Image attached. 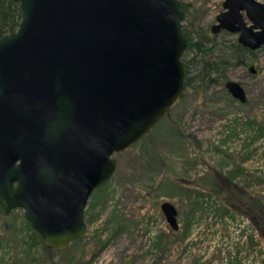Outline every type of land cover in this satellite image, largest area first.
Returning a JSON list of instances; mask_svg holds the SVG:
<instances>
[{
  "label": "water",
  "instance_id": "95a60500",
  "mask_svg": "<svg viewBox=\"0 0 264 264\" xmlns=\"http://www.w3.org/2000/svg\"><path fill=\"white\" fill-rule=\"evenodd\" d=\"M15 1L23 19L0 38V215L22 208L47 248L65 249L86 233L88 202L116 172L114 156L142 140L184 93L185 5ZM223 7L214 34L264 47V2ZM227 89L247 101L239 82ZM162 211L178 230L177 208L165 202Z\"/></svg>",
  "mask_w": 264,
  "mask_h": 264
},
{
  "label": "rangeland",
  "instance_id": "374dc122",
  "mask_svg": "<svg viewBox=\"0 0 264 264\" xmlns=\"http://www.w3.org/2000/svg\"><path fill=\"white\" fill-rule=\"evenodd\" d=\"M224 1L181 0L188 8L187 20L183 19L182 25L190 27L193 34L199 31L212 37V27L217 15L224 11ZM235 38L238 34H218L215 55L228 57L227 46ZM247 62L249 65L231 64L225 70L228 82H239L245 88V103L218 86L198 89L201 84L198 79L184 90L169 114L147 136L114 156L118 161L116 172L88 202L87 206L91 201L96 207L86 212V233L68 248L45 249L44 242L26 230L23 209L15 210L6 218L0 215V264H226V258L228 264H252L257 245H264V228L253 221L258 240L248 246L234 242L229 224L223 219L218 223L200 216L198 220L210 228L209 236H205L200 222L193 218L191 234L186 235L190 213L203 206L202 203L195 205L191 199L198 198L197 192L214 195L223 208L251 218L227 205V193L211 185L213 174L226 175L233 166H241L250 173L248 177L254 179L256 186L248 188V193L264 205V162L258 155L264 151V139L256 144L259 149L262 142L263 148L251 155L249 147L236 148L235 144L260 131L264 138V47L250 55ZM252 65L256 73L250 72ZM218 127L230 138V152L213 153L208 157V171L198 174L190 148L199 149V161L204 157L202 147L206 136L208 139L211 130ZM236 182L243 184L241 180ZM165 202L172 203L179 211L177 231L162 211ZM5 223L9 224L7 230H4ZM29 245L33 249L27 253ZM233 247H237V256L231 261L230 254L236 250Z\"/></svg>",
  "mask_w": 264,
  "mask_h": 264
},
{
  "label": "trees",
  "instance_id": "16d2710c",
  "mask_svg": "<svg viewBox=\"0 0 264 264\" xmlns=\"http://www.w3.org/2000/svg\"><path fill=\"white\" fill-rule=\"evenodd\" d=\"M185 6V18L184 21L187 20V12ZM23 19V11L20 7V3L15 0H0V38L11 34L20 26V23ZM182 30L184 35L188 39V46L186 51L183 53L182 60L185 63V88L194 84L198 79L201 80V84L197 87L198 89L206 90L211 85L218 86L221 89L227 90V80L225 75V70L229 67V65L234 66H246L249 65L247 60L250 55L255 54V51L250 50L249 48L241 45L238 41V38L233 39L231 44L227 46L229 52L228 57H217L215 55L216 41L215 37L222 33L213 34L212 37H209L205 32L196 31L193 34L192 29L187 25H182ZM212 45H209V44ZM193 54V55H191ZM193 70H196V74H193ZM162 120V119H161ZM260 131V130H259ZM263 132L255 134V137L252 139V142L257 141L259 138L263 136ZM147 136V135H146ZM138 143V142H137ZM254 152V151H252ZM227 165V162H225ZM246 170L241 166L235 167L233 166L228 170L226 175L223 173H215L213 174V181L211 185L221 191L227 193L226 196V204L230 207L237 208L240 211H243L250 216L251 221L255 224H258L260 227L264 228V205L260 199L251 198L248 191L236 185L235 181L238 177H246ZM100 189H97V192ZM94 192V193H95ZM196 195V193H195ZM197 196L191 198L195 205H198L202 202V198L204 196H210L211 194H206L201 191V193L197 192ZM93 196V195H92ZM89 204V203H88ZM96 207V204L93 202L87 206L86 212H91ZM22 209V208H18ZM17 210V209H15ZM13 210L12 212H14ZM227 210V209H225ZM193 214L189 217V223H187L188 228L186 235L191 234V230L193 227V218L194 210H192ZM11 212V213H12ZM10 213V214H11ZM194 215V216H193ZM2 218H6L7 216L1 215ZM24 226L26 230L32 234V236L36 240H40L42 243L44 239L41 234H39L33 227L30 221L26 218V216L22 217ZM253 223V224H254ZM257 225V226H258ZM9 227L8 223H5L4 230H7ZM261 230V229H260ZM264 231V229H263ZM261 230V232H263ZM264 234V232H263ZM31 236V240H34ZM30 239V236H28ZM26 246V245H25ZM33 245L27 246V253H30L33 249ZM48 251H52L55 249H49L45 245L43 246Z\"/></svg>",
  "mask_w": 264,
  "mask_h": 264
},
{
  "label": "built area",
  "instance_id": "2783aa9c",
  "mask_svg": "<svg viewBox=\"0 0 264 264\" xmlns=\"http://www.w3.org/2000/svg\"><path fill=\"white\" fill-rule=\"evenodd\" d=\"M222 127L214 128L211 130L210 135H208V139L206 136V140L203 142V147L202 150L204 152V157H201L199 161H197L198 157H200L199 149L196 147L190 148L191 153L196 160L193 165L196 166V171L198 174H204L205 172L208 171L209 166H208V157L212 156L213 153H219L229 151L228 146L231 145L230 138L228 137V134L225 130H223ZM256 133V132H255ZM255 137V134L251 133L247 140L240 139L236 141V148H242V147H249L248 149L253 150L255 153L260 150V148L264 146V141H263V136L260 139V141H263V146L262 142H260V148L257 149L256 147L257 142H259V139L255 142H251V140ZM242 142V145H241ZM245 143V145H243ZM248 145V146H246ZM240 152V151H239ZM243 152V151H242ZM241 152V153H242ZM254 154V153H253ZM262 157V161L264 162V151L261 152V154H258ZM205 160V161H204ZM252 161V160H251ZM251 163V162H249ZM248 172V171H247ZM246 177H238L237 180L241 181H246L249 183L253 184V187L256 186V183L254 182V179H250L248 176H251L250 173H247ZM203 204L201 210H197L194 212V219L197 220L199 223V226H202V230L204 232L205 236H209L210 228H206L204 224L201 223L198 219L200 216L206 217L207 221H217L218 223L220 222L221 219L225 220L229 224V234L231 235L230 237L233 238L235 243H240L243 245H249L252 241H257L258 240V234L256 229L254 228V225L249 217H246L243 214L230 211V210H224L221 203L215 198L214 195H208L204 196L202 198ZM204 209V213L201 212ZM193 215V216H194ZM255 247V246H254ZM258 248H256V257H252L255 259V261L252 262V264H262L264 260V245L263 243L257 245ZM231 254H230V259L233 261L234 258L237 256V247ZM226 264H228V258L225 259ZM251 264V263H248Z\"/></svg>",
  "mask_w": 264,
  "mask_h": 264
},
{
  "label": "flooded vegetation",
  "instance_id": "af4514ba",
  "mask_svg": "<svg viewBox=\"0 0 264 264\" xmlns=\"http://www.w3.org/2000/svg\"><path fill=\"white\" fill-rule=\"evenodd\" d=\"M221 32H227V31H221ZM251 50V49H250ZM253 51V50H252ZM256 52V51H255ZM251 68V67H250ZM228 90V89H227ZM229 92V91H228ZM170 111V110H169ZM169 111L163 116V117H165V116H167L168 114H169ZM163 119V118H162ZM251 142H252V140H251ZM246 146H248V145H246ZM253 150H250L249 151V155H251V153H253L252 152ZM248 162H251V158L250 157H248ZM246 174H247V171H246ZM243 177V176H242ZM237 181V180H236ZM242 185H240V184H238L237 182H236V185L237 186H239V187H243V188H245L247 191H248V188L249 189H251V188H253V184L252 183H249V182H244V181H242ZM178 210V209H177ZM193 212V211H192ZM190 213V216L193 214V213ZM178 213H179V211H178ZM179 230V229H178ZM175 231H177V230H175Z\"/></svg>",
  "mask_w": 264,
  "mask_h": 264
},
{
  "label": "bare ground",
  "instance_id": "6f19581e",
  "mask_svg": "<svg viewBox=\"0 0 264 264\" xmlns=\"http://www.w3.org/2000/svg\"><path fill=\"white\" fill-rule=\"evenodd\" d=\"M225 210V208H223ZM228 210V209H227Z\"/></svg>",
  "mask_w": 264,
  "mask_h": 264
}]
</instances>
